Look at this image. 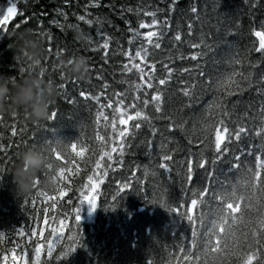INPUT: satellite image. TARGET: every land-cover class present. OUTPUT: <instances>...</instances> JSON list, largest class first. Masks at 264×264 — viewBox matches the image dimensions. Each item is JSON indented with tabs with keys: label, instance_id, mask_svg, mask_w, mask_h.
Masks as SVG:
<instances>
[{
	"label": "snow or ice",
	"instance_id": "snow-or-ice-1",
	"mask_svg": "<svg viewBox=\"0 0 264 264\" xmlns=\"http://www.w3.org/2000/svg\"><path fill=\"white\" fill-rule=\"evenodd\" d=\"M68 2L70 3V0ZM90 2L94 7L100 6V0ZM176 5L177 0H171L169 12H172ZM255 6L252 4V7ZM127 11L131 12L132 9L129 8ZM141 11L144 17H152L150 22L141 19L138 28H134L130 21H125L129 25L128 32L140 39V43L135 46L134 55L131 49L121 50L127 59L121 68L122 74L127 75L133 70L139 74L138 82L122 81L132 89L130 99L127 89L115 91L113 96H109L107 90L110 85L107 82L103 84L102 90L95 94L85 90L79 92V96L85 102L91 101V105L95 106L93 136L82 135L75 140L58 139L55 142L47 140L41 142L33 137L29 142L25 139L27 129L20 123L19 112L14 111L10 114L11 123L8 124L11 132L10 142L5 144L0 140V163L5 165L11 163L15 167L20 152H13L12 149L13 145L18 149L20 142L24 143L25 148H39L48 159L60 165L58 170L60 186L54 192L41 191L39 189L41 174L37 173L33 204L36 197L44 203V227L31 228L28 239L31 240L37 235L40 239L34 242V251L31 255L27 251L18 252V249H27L32 245L9 239L8 243L14 246L6 248L0 255V264H51L53 258L62 264L78 246L82 245L81 206L86 204L90 213L95 211L97 197L94 193L105 182L104 178L110 172L123 167L126 151L133 147L145 125L150 135H145L140 144L146 149L148 156L156 157L154 164L155 168L160 170V175L167 173L174 183L176 181L171 174L173 166H177L176 176L180 178L182 195L174 196L165 191L151 200L152 204H158L172 217V226L168 229L167 235L170 233L171 238L177 243L173 245L172 251L168 250L167 243L158 252L154 249L159 261L149 257L144 264H264V20L260 21L259 27L253 25L250 29L249 35L254 38L251 47L235 51L229 49L222 61L223 69L216 61L213 62L217 64L214 71L206 70V63L201 67L199 61L202 56L196 49L203 45L210 50L203 40L190 44L193 51L188 57L180 53L179 59L194 62L195 69V76L193 68L181 67L178 70L189 76L187 81L182 76L179 80L181 87L178 91L189 101L185 106L190 107L191 101L200 99L198 91L212 95V101L205 106L198 125L193 123L189 132L188 121L182 117L177 120L165 108L164 92L175 78L177 69L164 63L162 65L164 74L158 75L157 62L149 59V49L146 46L151 45L155 49L162 47L160 40L164 33L161 29L170 27L167 23L168 18L166 17L161 24L155 11L138 9L137 15ZM190 12L199 18L198 6H191ZM18 14L22 15L18 13L16 3L10 0L9 6L0 14V27L7 29L9 21ZM87 17L86 13L78 16L77 20L88 25L102 22L99 17L95 19ZM67 19L64 15L65 22ZM19 27L20 25H17V28ZM145 29L148 30L141 31ZM192 29L193 25L189 23L187 33L189 36L193 35ZM28 31L47 40L46 52L49 57L53 53V48L57 60L60 57L74 56L67 54V48L54 44L53 36L43 28ZM97 34L101 36L103 42L87 38L88 43L95 44L93 51L102 49L105 55L104 62L108 63L111 37L102 33L99 28ZM173 39L178 42L174 48H179L186 42L181 30L175 32ZM128 43L134 44L133 36L129 37ZM253 53L256 55L253 56ZM54 69L60 81L57 84L59 89L64 90L65 85L69 83L76 85L77 79L66 76L56 64ZM27 71L29 69L22 65L20 76ZM40 74L46 75L42 61ZM7 78L13 81L17 79L15 76ZM48 79L53 81L51 77ZM97 79L102 77L97 75ZM252 90L261 97L259 109L242 113L239 109L240 101ZM68 103L77 101L69 99ZM57 116V111H51L48 120H53ZM156 120L166 122L164 126L167 128L168 136L155 125ZM5 123L4 115L0 116V125ZM176 132L184 134L189 145L187 152L182 153L184 159L180 161L177 160L178 148L172 147ZM157 135L162 138L159 144L155 139ZM17 137H20L19 142L16 140ZM61 148L64 150L61 151ZM73 153L79 159H74L71 155ZM224 164H227V170L221 166ZM89 168L90 173L86 175L83 183L76 185L74 179H70L82 171L88 172ZM2 171L3 169H0V172ZM128 171L132 179L126 176L122 184L117 181L118 193L141 183L135 180L140 175L138 166L129 168ZM155 174L153 170L152 175ZM69 192L75 195V200L68 195ZM113 200L115 201L116 197H113ZM72 214L75 216V223L69 225V216ZM46 228L49 229V235H45ZM16 235L24 237L26 233L19 230ZM65 235L67 242L54 256L57 245L65 240ZM4 240L5 234L0 233V243ZM45 243L49 259L42 260L41 253L45 250ZM156 247L159 248L158 242Z\"/></svg>",
	"mask_w": 264,
	"mask_h": 264
},
{
	"label": "trees",
	"instance_id": "trees-1",
	"mask_svg": "<svg viewBox=\"0 0 264 264\" xmlns=\"http://www.w3.org/2000/svg\"><path fill=\"white\" fill-rule=\"evenodd\" d=\"M14 3L17 5L18 13L22 15L18 14L15 19L9 21L7 29L0 28V75L20 77V69L23 64L18 59L17 37L21 33L38 27L43 28L53 36L54 44L67 48L68 55L86 56L91 69L86 79H77L76 85L69 83L65 85L64 90L59 89V95L50 109V112H58V116L53 120L34 124L19 114L21 125L27 129L25 139L29 142L32 141L33 137L41 142L45 140L55 142L58 139L75 140L82 135L84 137L94 135L93 114L95 106L91 105V101L85 102L79 96L80 90L95 94L101 91L103 84L107 82L110 85L107 90L109 96H113L115 91L127 89V95L130 99L132 89L126 82L122 81L138 82L139 74L135 70L127 75L122 74L121 68L127 59L122 55L121 50L131 49L134 55L135 46L140 43V39L128 32L129 25L125 21H130L132 27L138 28L139 20L150 22L152 19V17H144L142 11L137 15L138 9L155 11L161 24L164 23L166 17L168 18L167 23L170 27L161 29L164 33L160 40L162 47L155 49L151 45L146 46L149 49V59L157 62L158 75L164 74L162 67L164 63H168L177 69L175 78L164 92L165 108L177 120L182 117L188 121L189 132H191L193 123L198 125L205 106L212 101V95L198 91L197 95L200 96V99L191 101L190 107L185 106L189 101L178 91V88L181 87L179 80L182 76L187 81L189 76L178 70L181 67L194 69V62L188 59L180 60V53L188 57L193 51L190 44L192 42L200 43L203 40L204 44L210 47V50L204 48L203 45L200 49H196L202 56L199 61L201 67H204L206 63V70L214 71L217 64L213 62L216 61L218 66L223 69L222 61L229 49L235 51L236 49L244 50L251 47L254 38L249 35L250 29L253 25L259 27L260 21L264 20V0H248V2L245 0H177V5L174 6L172 12L168 10L171 0H100L98 7L92 6L90 0H70V3L68 0H14ZM252 4L256 6L252 7ZM6 6L7 1L0 0V14ZM191 6H198V19L190 12ZM129 8L132 9L131 12L127 11ZM86 13L88 14L87 18L99 17L102 22L88 25L77 20L78 16ZM64 15L68 18L67 22L64 20ZM189 23L193 25V35L191 36L187 34ZM17 25L20 27L17 28ZM98 28L102 33L111 37L107 55L108 63L104 62L103 50L93 51L95 44L88 43L87 38L99 43L103 42L101 36L97 34ZM177 30L183 32L186 42L179 48H174V45L178 43L173 39ZM130 36H133V45L128 43ZM46 47L47 40L45 39ZM255 55L253 53V56ZM56 63L55 48H53L51 57L46 52L42 58V66L46 69V78L51 77L58 84L60 81L54 69ZM23 67L27 68L26 65ZM97 75H100L102 79H97ZM193 76H195V69ZM69 99L75 100L77 103H68ZM260 103L261 97L252 90L242 97L239 109L242 113L245 111L252 112L253 109H259ZM109 114H111L110 110ZM4 119L6 123L0 125V140L7 144L11 137L8 128L11 117L4 114ZM154 123L165 136L169 135L164 126L166 122L156 120ZM145 135H150L147 125L140 132L133 147L126 151L123 167H118L115 172H110L104 178L105 182L94 193L97 197L95 211L90 213L88 205L81 206L80 239L82 245L78 246L62 264H144L149 257H154L159 261V256H156L155 252H158L165 243H167L169 251L173 250V245L177 241L171 238L170 233L167 235L168 229L172 226V217L158 204H152L151 200L154 196H159L161 192L165 191L174 196L182 195L180 178L176 176L178 168L173 166L171 174L175 178V183L169 179L167 173L160 175V170L155 168L154 164L156 157L148 156L146 149L140 144V140L144 139ZM155 139L157 144L162 140L159 135ZM16 140L19 142L20 137H17ZM88 143L91 144L92 141H88ZM172 147L179 150L177 160H183L182 153H186L189 148L184 134L176 132ZM24 149V143L20 142L19 148L17 149L13 145L12 150L13 152H21ZM71 155L74 159H79L75 157L74 153ZM229 159H231L230 156ZM137 166L140 169V175L135 180H139L141 183L132 189H125L124 192L118 193L117 181L122 184L126 176L132 179L128 170ZM221 166L227 170V164ZM0 169H3L0 172V233L5 234L4 242L0 243V255L4 253L6 248L10 249L14 246L8 243L9 239L32 245L27 249H18V252L27 251L31 255L34 251V242L40 237L37 235L31 240L28 237L31 235V228L44 227V203L39 197H36L35 204H33L35 190L27 195L16 191L13 181L15 167L11 163L7 165L0 163ZM153 170L155 175H152ZM89 173L90 168L88 172L82 171L70 179H74L75 184L79 185L83 183ZM135 180L133 181L134 185ZM68 195L75 200L76 197L71 192ZM113 197H116L115 201ZM66 199L67 197L65 202ZM49 223L51 224V218H49ZM74 223L75 216L72 214L69 216V225ZM185 227H187L186 224ZM19 230H23L26 235L24 237L17 236L16 232ZM67 231L66 228L65 234ZM45 235H49L47 228ZM188 236L190 238V230ZM66 242L65 235V240L57 245L54 256L58 254ZM157 242L159 248L156 247ZM41 259H49L46 254V243L45 250L41 253ZM51 264H59V262L53 258Z\"/></svg>",
	"mask_w": 264,
	"mask_h": 264
},
{
	"label": "clouds",
	"instance_id": "clouds-1",
	"mask_svg": "<svg viewBox=\"0 0 264 264\" xmlns=\"http://www.w3.org/2000/svg\"><path fill=\"white\" fill-rule=\"evenodd\" d=\"M17 40L18 59L29 71L15 81L0 75V116L18 111L27 120L39 124L49 119L59 88L55 81L40 74L41 61L46 54L44 37L27 31ZM56 67L75 79H86L90 70L88 58L84 55L60 57ZM59 167L41 149L25 148L19 153L13 173L16 191L24 195L32 193L37 173L41 174V191H56L60 186Z\"/></svg>",
	"mask_w": 264,
	"mask_h": 264
},
{
	"label": "bare ground",
	"instance_id": "bare-ground-1",
	"mask_svg": "<svg viewBox=\"0 0 264 264\" xmlns=\"http://www.w3.org/2000/svg\"><path fill=\"white\" fill-rule=\"evenodd\" d=\"M110 12V11H109ZM55 14V13H54ZM72 14V13H71ZM53 18H55V17H53ZM121 18V17H120ZM244 27V26H243ZM88 34H89V32H88ZM45 126V125H44Z\"/></svg>",
	"mask_w": 264,
	"mask_h": 264
},
{
	"label": "water",
	"instance_id": "water-1",
	"mask_svg": "<svg viewBox=\"0 0 264 264\" xmlns=\"http://www.w3.org/2000/svg\"><path fill=\"white\" fill-rule=\"evenodd\" d=\"M7 1H8V3L10 4V0H7ZM14 18H15V17H14ZM14 18H13V19H14Z\"/></svg>",
	"mask_w": 264,
	"mask_h": 264
}]
</instances>
